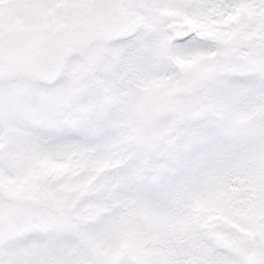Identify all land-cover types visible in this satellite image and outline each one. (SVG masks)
<instances>
[{"label":"snow or ice","instance_id":"snow-or-ice-1","mask_svg":"<svg viewBox=\"0 0 264 264\" xmlns=\"http://www.w3.org/2000/svg\"><path fill=\"white\" fill-rule=\"evenodd\" d=\"M0 264H264V0H0Z\"/></svg>","mask_w":264,"mask_h":264}]
</instances>
